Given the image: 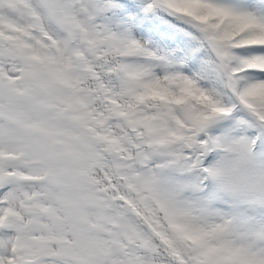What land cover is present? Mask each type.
<instances>
[{
	"label": "snow or ice",
	"instance_id": "obj_1",
	"mask_svg": "<svg viewBox=\"0 0 264 264\" xmlns=\"http://www.w3.org/2000/svg\"><path fill=\"white\" fill-rule=\"evenodd\" d=\"M0 264H264V0H0Z\"/></svg>",
	"mask_w": 264,
	"mask_h": 264
}]
</instances>
